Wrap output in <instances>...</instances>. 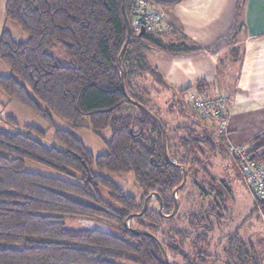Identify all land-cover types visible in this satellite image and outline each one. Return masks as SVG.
<instances>
[{
    "label": "trees",
    "instance_id": "obj_1",
    "mask_svg": "<svg viewBox=\"0 0 264 264\" xmlns=\"http://www.w3.org/2000/svg\"><path fill=\"white\" fill-rule=\"evenodd\" d=\"M125 3L131 17L132 0ZM122 5L123 0H6V17L29 38L18 41L11 30L0 28V58L12 71L0 75V88L53 127L63 147L46 145L41 140L46 131L36 125H26L24 131L0 126V264H167L158 241L136 231L156 235L183 264H264V240L255 244L240 226L225 235L222 258L210 253V213L221 222L225 208L220 200L225 201L226 191L232 193L210 162L224 148L225 135L217 127L219 134L210 129L202 117L191 119L185 106V93L195 89L204 94L207 83L176 92L146 55L148 49L182 54L199 47L169 43L165 32L132 31L120 64L127 40ZM170 95L168 109L158 104ZM131 99L161 119L173 162L165 158L159 123ZM177 104L186 122L176 126L180 136L173 145L163 114H171ZM128 106L137 113L127 112ZM54 115L74 129L91 126L99 134L110 129L108 151L96 154L75 132L58 127ZM83 117L90 123H83ZM10 122L17 123L12 117ZM247 150L252 160L264 163V132ZM26 161L65 176L29 171ZM183 168L187 181L177 193L191 177L204 198L213 195L205 211L187 214L191 231L175 222L179 211L167 216L174 209L173 191L183 181ZM105 172L133 173L140 200ZM150 194H156L159 206L162 202V211L148 205L140 215ZM255 205L252 212H264V200L255 199ZM66 217L102 219L115 231L68 228Z\"/></svg>",
    "mask_w": 264,
    "mask_h": 264
},
{
    "label": "crops",
    "instance_id": "obj_2",
    "mask_svg": "<svg viewBox=\"0 0 264 264\" xmlns=\"http://www.w3.org/2000/svg\"><path fill=\"white\" fill-rule=\"evenodd\" d=\"M158 7L171 25L165 40L199 49L182 54L148 49L146 55L172 90L179 92L203 81L207 94L229 97L224 152L217 155L227 161L232 158L229 142L248 146L264 132V0H184L158 2ZM189 117L201 118L195 110L189 111ZM251 197L255 203L252 192Z\"/></svg>",
    "mask_w": 264,
    "mask_h": 264
},
{
    "label": "rangeland",
    "instance_id": "obj_3",
    "mask_svg": "<svg viewBox=\"0 0 264 264\" xmlns=\"http://www.w3.org/2000/svg\"><path fill=\"white\" fill-rule=\"evenodd\" d=\"M5 4L6 0H0L1 30L4 28L11 30L14 38L18 41L27 40L29 38V35L20 27V25L16 21L8 19L6 17ZM11 73L12 71L10 66L0 58V75L7 76ZM202 95L214 94L204 93ZM166 98L167 100L160 98V100H158L157 102L161 106L163 104L165 109H168L170 104L169 102L172 101L173 97L170 95ZM185 101V106L188 108V112L193 111L189 99H185ZM180 107L181 106L177 104L173 106L171 114L168 110H166L163 114V117L169 123V133L173 145L176 144L179 139L178 137L180 136L178 135L179 131L177 130L176 126L185 124L186 122L182 114L179 112ZM126 111L137 113V110L132 106H128L126 108ZM10 117L14 118L17 123L12 124L10 122ZM54 119L58 127L69 129L75 132L96 154H102L108 151L106 141L111 139L110 129L101 130L99 134L96 133L91 126H84L79 129H74L67 120L57 115H54ZM186 119L188 120V118ZM82 122L85 124L90 123L88 117H83ZM205 123L207 124V126L211 125L208 120H206ZM26 125H36L44 129L46 131V135L41 140L46 145L63 147V145L57 140L53 127H51L43 118L24 107L20 102L12 99L3 89L0 88V126L14 131H24V127ZM205 125L204 129H207ZM201 131L202 130H200V132ZM223 134L225 135L226 133ZM222 151L224 152V148L222 149ZM217 155L210 161L212 165V172L217 178L226 180L232 188V193H227L226 191V194L224 195L225 201L220 200L221 205L223 206V208H225L223 210L222 216L219 217L221 219V222L217 219L218 215L212 212L210 213L209 222L214 226V229L210 232L211 247L209 251L211 254L216 253L215 257L219 259L223 257L222 249L226 240L225 235L235 231V229L239 226L241 227V234L246 238H250L252 241H254L255 244H258L264 240V213H261L260 209L252 212L255 209L256 205L252 200L251 192L245 183L238 163L230 157L226 158L227 161H224V157H222L223 155ZM25 167L29 171L40 172L53 176H65V174L59 172L53 167L35 163L32 161H26ZM105 174L110 176L118 184L124 186L125 190L132 193L137 197L138 200H140L142 191L135 184L133 173L120 175L105 172ZM190 178L188 180L189 184L184 188V190L180 193H177L178 201H180L178 210L180 212V215L175 221L178 225L186 228L188 231H191L192 228L190 227L187 214H189L191 211H195L198 213L201 211H205L208 208L209 201H211L213 198V195L208 198H204L198 188L193 185ZM205 187L207 186L205 185ZM101 191L103 195L108 198L106 190L104 188H101ZM148 205L160 209L156 195H153L149 199ZM248 216H250V218H248V220L245 222V218H247ZM65 223L68 228L72 229H100L105 231H115L114 227L108 222L97 218L66 217ZM168 255L171 263L173 262L175 264H183L182 258L180 256H175L171 253H169ZM218 263L223 264L222 260H220V262Z\"/></svg>",
    "mask_w": 264,
    "mask_h": 264
},
{
    "label": "built area",
    "instance_id": "obj_4",
    "mask_svg": "<svg viewBox=\"0 0 264 264\" xmlns=\"http://www.w3.org/2000/svg\"><path fill=\"white\" fill-rule=\"evenodd\" d=\"M132 31L139 33L142 27L145 32L162 33L171 28L166 23L162 10L155 0H132ZM191 108L205 120L216 125L220 133H226L229 125V97L225 94L202 95L193 90L189 94ZM228 154L236 160L246 185L255 199L264 200V163L252 160L247 146L234 143L227 144Z\"/></svg>",
    "mask_w": 264,
    "mask_h": 264
},
{
    "label": "water",
    "instance_id": "obj_5",
    "mask_svg": "<svg viewBox=\"0 0 264 264\" xmlns=\"http://www.w3.org/2000/svg\"><path fill=\"white\" fill-rule=\"evenodd\" d=\"M122 9H123V13H124V15H125L126 24H127V40H126V42H125V44H124V46H123V48H122V51H121V54H120V57H119V63H120V64H121V62H122L123 54H124V52L126 51V48H127V46H128V43H129V40H130V38H131V34H132L131 20H130V17H129V15H128V13H127V10H126V3H125V0H123ZM144 32H145V27H142V29H141V31H140V34H143ZM121 84H122V88L125 89V82H124V76H123V74L121 75ZM131 101H132L135 105H137L139 108L144 109L146 112H148L149 115H150V116H151L156 122L159 123V126H160V128H161V130H162L163 148H164L165 158H166L167 161H171V162H173V161L171 160L170 156H169V152H168V148H167V135H166V129H165V127H164V125H163L161 119H160L157 115H155L151 110H149V108H148L146 105H144L143 103H140V102H138V101H136V100H134V99H131ZM183 174H184V178H183L182 183H181L178 187H176V188L174 189V191H173V193H174V197H175V205H174V209H173V211H172L170 214L167 215V216H169V217L175 216V215L177 214L178 210H179V201H178V197H177V192L179 191V189H180L181 187H183V186L185 185V183H186V181H187V170H186L185 168H183ZM153 195H156V194H150V195H148V196L145 198V201H144V207H143V210L139 213L140 215H142V214L147 210V207H148V201H149V199H150ZM162 207H163V206H162V202H161V205H160V211H162ZM126 223H127V222H126ZM136 233H137V234L148 235V236H151V237L155 238V239L158 241V244H159V246H160V248H161V251H162V253H163L164 257H165L166 263H167V264H172V263L170 262L168 252L166 251L165 247L163 246V243L160 241V239H159L156 235H154V234H152V233H149V232H141V231H136Z\"/></svg>",
    "mask_w": 264,
    "mask_h": 264
}]
</instances>
